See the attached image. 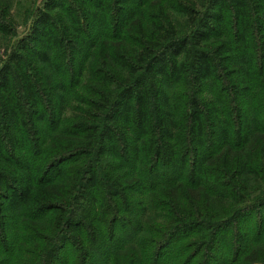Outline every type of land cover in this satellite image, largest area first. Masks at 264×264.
<instances>
[{"label": "trees", "instance_id": "1", "mask_svg": "<svg viewBox=\"0 0 264 264\" xmlns=\"http://www.w3.org/2000/svg\"><path fill=\"white\" fill-rule=\"evenodd\" d=\"M50 4L0 69V264H264V0Z\"/></svg>", "mask_w": 264, "mask_h": 264}, {"label": "rangeland", "instance_id": "2", "mask_svg": "<svg viewBox=\"0 0 264 264\" xmlns=\"http://www.w3.org/2000/svg\"><path fill=\"white\" fill-rule=\"evenodd\" d=\"M194 1L203 2L204 0ZM50 3L57 5V0H0V69L16 52L20 41L31 34L41 11L45 9V13L52 12L50 11V6H52ZM175 22L182 33L189 31V27L186 26L187 22L182 15H175ZM174 88L175 86L170 85L166 89L171 92ZM248 217V219L240 221L242 225H237L234 228L240 229L238 226H241L245 230L244 232L252 238L251 240L260 238L261 241H264V231L261 236L259 234L260 230H264V208L248 213ZM190 240L192 238L181 235L180 241L172 244L169 250L175 252L181 244L190 242ZM198 261L199 259L195 262Z\"/></svg>", "mask_w": 264, "mask_h": 264}]
</instances>
